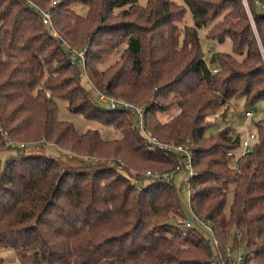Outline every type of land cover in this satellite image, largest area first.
I'll list each match as a JSON object with an SVG mask.
<instances>
[{
  "label": "trees",
  "instance_id": "obj_1",
  "mask_svg": "<svg viewBox=\"0 0 264 264\" xmlns=\"http://www.w3.org/2000/svg\"><path fill=\"white\" fill-rule=\"evenodd\" d=\"M30 2L0 0V154L11 153L0 159V249L17 264H211L227 249L264 264V120L243 156L239 133L206 134L230 100L243 99L245 113L264 103V0ZM200 29L207 42L229 40L232 53L206 63ZM101 94L146 106L145 129L159 141L194 146L189 208L212 236L189 230L210 241L166 236L185 214L177 191L142 175L172 171L181 157L149 149L128 112L98 105ZM56 100L121 138L81 133L58 119ZM46 144L93 166L34 152Z\"/></svg>",
  "mask_w": 264,
  "mask_h": 264
},
{
  "label": "rangeland",
  "instance_id": "obj_2",
  "mask_svg": "<svg viewBox=\"0 0 264 264\" xmlns=\"http://www.w3.org/2000/svg\"><path fill=\"white\" fill-rule=\"evenodd\" d=\"M139 2L140 4H142L144 0H139ZM74 9L75 12L78 13L79 15H85L86 13V8L84 7L79 6V7H75ZM184 24L192 25L191 15L189 14L188 11L186 12L184 18ZM206 31H207L206 29L198 30L200 45L204 53L206 63L210 62V59L213 54L232 53V47L229 40H226L221 44L207 42L205 38ZM116 58L117 55L115 54L112 55L104 62L102 67H106L110 65L115 61ZM83 84L87 88V83L85 80L83 81ZM97 103L100 107L104 109H108L106 105L100 104L98 101ZM56 104L58 108V119L61 121L72 123L74 127L81 133L87 131H97L100 137L104 141L117 140L121 138L120 132L113 128L102 126L97 122L85 120L80 115H75L70 113L67 109L66 101L56 100ZM249 111L251 112V117L247 118L245 117L243 99L230 100L226 105V110H222L220 113L221 115L223 114V117H221L220 115H216L215 117L212 116L208 117L207 120L212 125L208 128L206 134L214 135L225 128H230L234 132L239 133L243 140L247 139L248 142L250 143V146H252L254 144V136H255L253 124L257 121L264 120V103L257 104ZM171 115L172 114H164L161 120H167L168 118L171 117ZM251 136H253V138H251ZM36 146H34L36 147L34 152L41 153L49 157H53L54 159L59 161L63 165V167L93 166L91 163L88 165L84 164L82 159L78 157H74L72 161H68V159L71 158V156L73 157V155L71 153H66V152L64 153V151L57 149L55 146L51 144H46L44 147H42L41 145H36ZM10 155L11 153L9 152H3L0 154V159L2 161H5ZM187 181L188 178L182 172L176 173L173 179V185L177 191L179 202L185 212V214L182 217L175 218L171 222V227L169 228L168 233H166L167 237L175 241H182L184 238H190L192 233H194V231L189 230L185 227V223L187 221L191 222V219L187 214V212L189 211V201H188L186 189L184 187ZM231 201H232V195L230 194L227 198V204L225 208L226 215H228V210H229V206L231 205ZM193 239L195 241L198 240L210 241L208 235L200 231H198V234L197 233L193 234ZM15 256H16L15 251H12L10 249H0V259L3 260V264H17Z\"/></svg>",
  "mask_w": 264,
  "mask_h": 264
},
{
  "label": "built area",
  "instance_id": "obj_3",
  "mask_svg": "<svg viewBox=\"0 0 264 264\" xmlns=\"http://www.w3.org/2000/svg\"><path fill=\"white\" fill-rule=\"evenodd\" d=\"M24 1H26L28 5H31L30 0H24ZM56 3L57 2H52V7L55 6ZM257 5H259V4H257ZM262 7H264V6H262ZM39 14L41 16V20H42L43 25H46L47 29L49 31H53V28H52L51 22H50L49 13L46 11L40 10ZM78 55H79V57H82L81 52L78 53ZM98 99L102 104L106 105V107L110 110H123V111L128 112L131 115L132 119H134V125H135L136 130L144 138L149 149H151V150L160 149V150H163L166 152H173V153H175L181 157V164L178 165L177 167H175L174 170L168 171V172L163 173V174L146 171L142 175V177L150 178L151 180H154V181L170 183L173 181L176 173L182 172L188 178V181L184 187H185L186 192H187L188 201H190V197L192 196L190 180L192 177H194L196 175L194 170H193V167H192V156H193L194 146L191 145L189 147H184L181 145L166 144V143L159 141L155 137H153L150 134V132L145 129L144 116H145V112H146V106L135 105V104H132V103L124 101V100L109 98V97L102 95V94L99 96ZM245 117H247V118L251 117V112H246ZM251 138H253V136H251ZM4 139H5V137H4ZM249 151H250V143L248 142L247 139H245L242 141L241 155L243 156L244 154L248 153ZM89 159L90 158H88V157L84 158V160L87 162L96 161L93 159H90V160ZM188 215L191 219V222L187 221L185 223V227L187 229H191L193 226H196V227L199 226L201 228H204L210 235L212 234L211 228L209 226H207L202 220L195 217V215L191 212L190 208L188 211ZM209 245L210 246L214 245L216 247L217 243L214 240H212L211 242H209ZM225 256H226L225 260H222L221 257L219 259H217L216 254L214 253L212 255L211 264H228L230 261H231V264H242V261H243L242 256L238 255L236 257H233L230 254L229 249H227Z\"/></svg>",
  "mask_w": 264,
  "mask_h": 264
},
{
  "label": "water",
  "instance_id": "obj_4",
  "mask_svg": "<svg viewBox=\"0 0 264 264\" xmlns=\"http://www.w3.org/2000/svg\"><path fill=\"white\" fill-rule=\"evenodd\" d=\"M214 60V57L212 56V58H211V62Z\"/></svg>",
  "mask_w": 264,
  "mask_h": 264
}]
</instances>
